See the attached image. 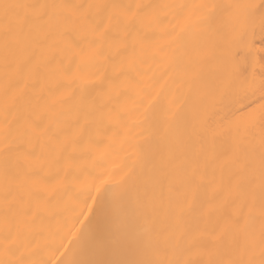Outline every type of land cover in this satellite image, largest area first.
Segmentation results:
<instances>
[{
    "label": "snow or ice",
    "instance_id": "snow-or-ice-1",
    "mask_svg": "<svg viewBox=\"0 0 264 264\" xmlns=\"http://www.w3.org/2000/svg\"><path fill=\"white\" fill-rule=\"evenodd\" d=\"M257 21L264 34V0H0V264H48L33 258V230L69 183L98 258L60 264H264V67L231 55ZM149 54L184 66L187 94L163 117L145 107L139 172L80 169L90 129L139 85Z\"/></svg>",
    "mask_w": 264,
    "mask_h": 264
},
{
    "label": "bare ground",
    "instance_id": "bare-ground-1",
    "mask_svg": "<svg viewBox=\"0 0 264 264\" xmlns=\"http://www.w3.org/2000/svg\"><path fill=\"white\" fill-rule=\"evenodd\" d=\"M67 3H88L94 0H60ZM118 3L143 4H195V3H255L261 0H115ZM168 21L172 16L162 13ZM170 28V25H165ZM163 36V31L157 33ZM160 47H166L167 39H160ZM231 55L236 62L250 72H259L264 67V34L261 33L258 21L255 29L238 30L231 37ZM188 55H195L189 49ZM141 67L144 73L139 85L126 89L118 105H113L111 115H106L102 122L90 129L88 142L81 149L78 166L82 170H92L96 165L103 164L119 179V174L139 172L143 156L141 148L150 136V127L142 123V113L146 106L151 105L161 117L167 110L175 106L182 96L187 94L188 76L184 66L176 67L167 54L145 57ZM213 65H209L210 69ZM4 65L3 53L0 49V106L4 101ZM69 121L72 114H67ZM75 186L68 184L65 192L52 202V209L41 223H38L33 235L38 243L32 249L33 258L46 261L48 264H60L61 261L71 262L76 259L98 258L93 253H85L81 241L84 229L77 223L78 211L74 199ZM87 222H85L86 224ZM2 246V240H0ZM59 249V251H57ZM61 253H63L61 255ZM119 258V257H109Z\"/></svg>",
    "mask_w": 264,
    "mask_h": 264
}]
</instances>
